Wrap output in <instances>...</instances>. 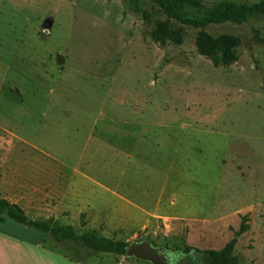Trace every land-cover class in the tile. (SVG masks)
I'll use <instances>...</instances> for the list:
<instances>
[{
  "label": "rangeland",
  "instance_id": "374dc122",
  "mask_svg": "<svg viewBox=\"0 0 264 264\" xmlns=\"http://www.w3.org/2000/svg\"><path fill=\"white\" fill-rule=\"evenodd\" d=\"M152 28L132 0H0V195L30 218L147 240L180 264H203L181 251L223 248L248 215L235 255L264 264V14L207 28L243 40L240 60L219 68L196 51V29L161 48ZM17 224H0L22 236L0 242V264H150Z\"/></svg>",
  "mask_w": 264,
  "mask_h": 264
},
{
  "label": "trees",
  "instance_id": "16d2710c",
  "mask_svg": "<svg viewBox=\"0 0 264 264\" xmlns=\"http://www.w3.org/2000/svg\"><path fill=\"white\" fill-rule=\"evenodd\" d=\"M166 16L165 19H153L150 11L144 9L141 0H132L133 9L141 15L146 25L153 24L150 37L159 47L168 43L182 45L185 42L186 29L197 30L195 48L199 55L210 60L215 68L231 66L240 60L239 48L242 38L233 33L214 35L207 30L210 25L233 23L242 25L250 16L264 14V0H220L207 6L204 0H153ZM258 42L264 43V38L255 36ZM0 215L29 228L48 234L61 248L76 252L93 251L125 255L130 245L127 241L116 240L98 235L94 231L78 234L73 225L61 224L58 221H46L30 218L25 210L16 203L0 198ZM82 219L84 215L81 216ZM249 216L242 217L240 228L234 237L221 249H199L186 246L182 256H190L203 264H242L235 255L238 238L250 229ZM85 224V221L82 220Z\"/></svg>",
  "mask_w": 264,
  "mask_h": 264
},
{
  "label": "water",
  "instance_id": "95a60500",
  "mask_svg": "<svg viewBox=\"0 0 264 264\" xmlns=\"http://www.w3.org/2000/svg\"><path fill=\"white\" fill-rule=\"evenodd\" d=\"M167 248L155 246L147 240L135 241L130 243L125 256L132 257L150 264H168L162 253Z\"/></svg>",
  "mask_w": 264,
  "mask_h": 264
},
{
  "label": "crops",
  "instance_id": "0c3cea01",
  "mask_svg": "<svg viewBox=\"0 0 264 264\" xmlns=\"http://www.w3.org/2000/svg\"><path fill=\"white\" fill-rule=\"evenodd\" d=\"M253 1H257V0H253ZM0 198H5L3 196L0 195ZM7 199V198H5ZM14 203V202H13ZM6 216V219H8V222H1L0 221V224L4 225V224H8L10 223V220L13 221L12 219H10L7 215H4ZM15 222V221H14ZM18 223V222H16ZM20 223L17 224V226L19 225ZM22 225V224H21ZM1 230V229H0ZM6 237L9 239V240H15V241H19L21 242L22 241V236L18 237V236H12V235H7L5 233H2V231H0V242L2 240H5ZM5 260H3L2 262L4 263H7V264H43V262L41 261H38V259H41V258H27V257H21V256H14V257H7V258H3ZM30 259V260H29Z\"/></svg>",
  "mask_w": 264,
  "mask_h": 264
},
{
  "label": "clouds",
  "instance_id": "9594fccd",
  "mask_svg": "<svg viewBox=\"0 0 264 264\" xmlns=\"http://www.w3.org/2000/svg\"><path fill=\"white\" fill-rule=\"evenodd\" d=\"M162 255L164 256L165 260L168 261V264H176L178 257L175 254L165 250Z\"/></svg>",
  "mask_w": 264,
  "mask_h": 264
},
{
  "label": "flooded vegetation",
  "instance_id": "af4514ba",
  "mask_svg": "<svg viewBox=\"0 0 264 264\" xmlns=\"http://www.w3.org/2000/svg\"><path fill=\"white\" fill-rule=\"evenodd\" d=\"M171 253L175 254L178 257V259L176 261V264H180L181 254L180 253H176V252H171Z\"/></svg>",
  "mask_w": 264,
  "mask_h": 264
}]
</instances>
